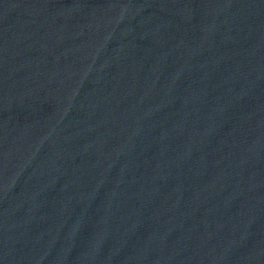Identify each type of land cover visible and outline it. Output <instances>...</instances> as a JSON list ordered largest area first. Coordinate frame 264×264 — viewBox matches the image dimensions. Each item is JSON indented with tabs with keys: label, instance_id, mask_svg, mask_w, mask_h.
Segmentation results:
<instances>
[{
	"label": "water",
	"instance_id": "1",
	"mask_svg": "<svg viewBox=\"0 0 264 264\" xmlns=\"http://www.w3.org/2000/svg\"><path fill=\"white\" fill-rule=\"evenodd\" d=\"M0 264H264V0H0Z\"/></svg>",
	"mask_w": 264,
	"mask_h": 264
}]
</instances>
